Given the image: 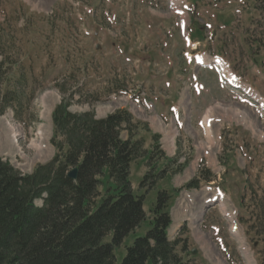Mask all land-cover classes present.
I'll return each instance as SVG.
<instances>
[{
  "label": "rangeland",
  "instance_id": "obj_1",
  "mask_svg": "<svg viewBox=\"0 0 264 264\" xmlns=\"http://www.w3.org/2000/svg\"><path fill=\"white\" fill-rule=\"evenodd\" d=\"M243 1L231 7L230 0L195 6L191 0H0V97L9 104L0 117V157L23 175L51 161L52 113L63 101L71 112L93 111L99 119L127 110L146 125L135 129L144 156L154 148L153 135L160 136L166 160L156 155L132 163V187L145 193L140 182L154 165L168 176L146 196L148 221L117 249V264L150 230L160 190L173 194L169 238L181 242L184 261L264 264V108L258 100L264 79L252 87L258 98L246 89L240 96L206 66L223 56L231 70L246 71L256 47L264 48L255 43L259 27L264 39V0ZM223 22L231 27L223 29ZM198 25L205 41L189 43ZM197 56L207 64H198ZM121 139L128 140V132ZM181 165L183 172L175 174ZM200 173L208 180L186 190Z\"/></svg>",
  "mask_w": 264,
  "mask_h": 264
},
{
  "label": "trees",
  "instance_id": "obj_2",
  "mask_svg": "<svg viewBox=\"0 0 264 264\" xmlns=\"http://www.w3.org/2000/svg\"><path fill=\"white\" fill-rule=\"evenodd\" d=\"M201 30L198 25L193 39L201 40ZM8 105L0 97V117ZM52 122L51 161L23 175L0 157V264H117V249L148 221L146 196L168 176L154 165L140 182L145 193L139 195L132 187V163L142 157L151 162L156 155L166 160L160 136L153 135L154 148L144 156L135 131L143 124L127 110L99 119L93 111L71 112L64 101L53 111ZM124 130L128 140L121 139ZM75 169L78 178L73 180L69 174ZM205 177L200 173L185 189L198 188ZM172 195L158 192L150 230L127 248L121 264H189L178 251L181 242L168 237Z\"/></svg>",
  "mask_w": 264,
  "mask_h": 264
},
{
  "label": "crops",
  "instance_id": "obj_3",
  "mask_svg": "<svg viewBox=\"0 0 264 264\" xmlns=\"http://www.w3.org/2000/svg\"><path fill=\"white\" fill-rule=\"evenodd\" d=\"M195 1V0H193ZM234 1L231 0V3L229 5H231V7L233 6L234 7ZM217 4V3H216ZM220 4H223V2H221ZM243 4H245V1L243 2ZM242 4V6H243ZM240 9V8H239ZM241 12V10H240ZM237 13V12H236ZM253 13L254 14H251L253 16V22L255 21L256 22V27H259L258 25V22L259 19L261 18V12L258 11L257 9L253 10ZM219 16V14H218ZM219 22H221V18L219 16ZM208 26V25H207ZM223 29H229L231 27L230 26H226L223 23H221L220 25ZM209 28V27H208ZM256 30V42L255 43H264V39H259V34H258V31L259 30H262L261 27H259L258 29H255ZM205 32V30H203ZM207 31V29H206ZM207 40V38H206ZM205 41V38L201 41L203 42ZM208 42L210 41L211 43H214V39L211 37L210 39L208 38L207 40ZM256 54L253 56V59H250V66L247 68V70L245 71L244 68H242L241 70L239 68H237V66H235V70L237 71V75L242 79L244 80L245 82L249 83L251 87H254L256 89V85L255 83L257 82H260L261 80L264 79V48L260 47V46H257L256 49ZM222 57V56H221ZM229 63V62H228ZM232 63H233V60H232ZM231 65V62L229 63ZM232 67V65H231ZM247 72H249V74H251V76L247 75ZM253 76V78H252ZM253 79V81H251ZM256 79V80H254ZM256 81V82H255ZM260 94L262 95V93L260 92Z\"/></svg>",
  "mask_w": 264,
  "mask_h": 264
},
{
  "label": "bare ground",
  "instance_id": "obj_4",
  "mask_svg": "<svg viewBox=\"0 0 264 264\" xmlns=\"http://www.w3.org/2000/svg\"><path fill=\"white\" fill-rule=\"evenodd\" d=\"M207 65H213V63H211V62H209V64H207ZM250 86V85H249ZM251 87V86H250ZM246 91V90H245ZM244 92V91H243ZM260 102H261V104H262V106H264V103H263V101H261L260 100ZM18 135L17 134H15L13 137H11V139L12 138H14L13 139V141L16 143V142H18ZM10 138H8V139H5V140H7V142H9V143H12V140H11ZM8 143V144H9ZM17 144V143H16ZM44 144H45V142H44ZM13 146V145H12ZM38 146V145H37ZM47 146V145H46ZM48 148V147H47ZM37 150H39V153L40 154H42V155H44L45 154V152H47V150L45 149V147H44V149L43 148H41V147H39ZM224 204H225V202H224ZM225 208V207H224ZM223 211H224V209H222ZM186 211V210H185ZM225 212H227V211H225ZM227 215H229V216H227V217H230L231 218V215L230 214H227ZM226 217V216H225ZM230 218H229V220L228 221H230ZM232 221V220H231ZM230 221V222H231ZM236 226V225H235ZM175 227V226H174ZM172 228V230L173 229H175V228ZM232 228H233V226H232ZM233 231H235L236 230V227H235V229H232ZM233 234H235V232H233ZM239 235V234H238ZM236 238V237H235ZM238 238V237H237ZM242 250H243V253L248 257V254H249V251H248V248L242 243ZM248 261H249V259H248Z\"/></svg>",
  "mask_w": 264,
  "mask_h": 264
},
{
  "label": "water",
  "instance_id": "obj_5",
  "mask_svg": "<svg viewBox=\"0 0 264 264\" xmlns=\"http://www.w3.org/2000/svg\"><path fill=\"white\" fill-rule=\"evenodd\" d=\"M69 177L73 180H76L78 178V170L75 169L73 170L70 174ZM193 254H196V251L193 252Z\"/></svg>",
  "mask_w": 264,
  "mask_h": 264
}]
</instances>
